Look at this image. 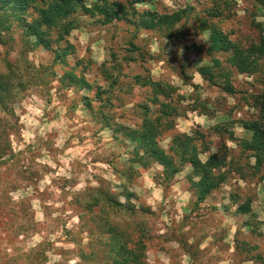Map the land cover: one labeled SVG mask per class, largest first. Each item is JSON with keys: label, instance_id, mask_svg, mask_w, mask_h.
Returning a JSON list of instances; mask_svg holds the SVG:
<instances>
[{"label": "rangeland", "instance_id": "rangeland-1", "mask_svg": "<svg viewBox=\"0 0 264 264\" xmlns=\"http://www.w3.org/2000/svg\"><path fill=\"white\" fill-rule=\"evenodd\" d=\"M227 1L232 13L226 18L208 16L214 0L137 4L140 11L161 14L192 8L171 38L124 21L103 25L99 16L79 9L74 16L81 25L67 37L75 46L67 61L35 47L34 38L15 23L9 31L0 25V74L13 71L12 93L5 104L0 101V264H109L114 250L107 247L105 210L84 205L97 189L136 206L135 215L114 213L110 221L143 231L147 264H264V167L256 170L253 158L245 164L227 133L210 132L212 150L226 144L242 167L235 163L227 181L198 203L190 165L169 180L159 164H132L136 144L125 135L142 122V106L153 111L160 106L152 105V87L136 83L141 75L169 87V97L160 100L177 108V116H170L175 127L160 137L165 150L176 133L191 134L197 126L220 125L239 138L250 137L239 121L254 116V97L264 94V61L253 74L233 73L234 93L223 89L221 79L212 85L198 72L212 60L201 21L244 46L264 30V0ZM214 56L229 66L228 55ZM42 65L55 74L36 80L32 66ZM69 71L92 87L60 82ZM248 204L250 213L238 211Z\"/></svg>", "mask_w": 264, "mask_h": 264}, {"label": "trees", "instance_id": "trees-1", "mask_svg": "<svg viewBox=\"0 0 264 264\" xmlns=\"http://www.w3.org/2000/svg\"><path fill=\"white\" fill-rule=\"evenodd\" d=\"M214 1L213 7L207 10L208 16L211 18L230 17L231 3L227 0ZM86 2L87 0H0V25L3 30L9 31L12 22L15 23L23 30L27 38H34L35 47L56 52L55 61H67L68 55L74 54L75 50V46L68 42L67 37L81 25L80 18L74 16L79 9L92 18L99 16V21L103 25L114 21H124L132 24L138 30L162 31L168 38L172 37L171 31L192 12V8L189 7L164 14L152 9L140 11L137 4L143 3L144 0H128L127 3L94 0L91 6H87ZM227 11L229 14H226ZM256 25L259 26L257 23ZM200 27L203 33L208 32L209 44L206 46V50L212 60L209 65L199 67L198 72L212 85H217L218 79H221L223 89L228 93H234L235 89L231 82L233 73L253 74L264 61V30H260L257 41H252L244 46L234 42L227 34L216 28L205 26V21H201ZM62 42H67L66 46L62 47ZM196 47L201 48L200 46ZM135 49L137 48L135 47ZM217 54L228 55L226 60L229 64L228 67L223 66V61L214 56ZM104 66L102 64V68ZM32 69L36 80L43 79L47 72L55 74L44 65L39 68L32 66ZM12 75V70L0 74V101L3 104L12 93ZM109 78L112 76L110 75ZM135 81L143 87H152V105L160 106L156 111L152 110L151 105L142 106V122L135 127L126 128V139L136 144L131 151L132 164L143 167H148L152 163L159 164L164 168V174L169 180L183 172L186 165H190L191 171L188 178L192 182L198 203L204 202L227 181L228 174L232 171L235 163L240 166L238 161L235 162L232 152L226 144L216 152L212 150V142L210 139L208 140L210 132L227 133L230 141L239 147L242 155H245L247 159L245 164L250 165L253 158L256 161L253 165L256 170L264 167V94L254 97V116L251 119L239 121L240 126L249 133V138H239L233 131L231 132L220 125L211 127L208 129L209 131L197 126L191 134L176 133L171 140L169 149L165 150L161 145L160 137L175 127L174 119L170 116H177V108L171 102L161 101L160 96L169 97L170 88L164 87L161 82L155 81L151 77L136 75ZM60 82L82 89L92 87V84L84 76L80 77L73 71L63 74ZM100 96L101 93L98 94V97ZM202 154H207V158L203 159ZM1 158L2 156H0ZM239 169L241 168L237 170L240 171ZM260 169L259 171H261ZM94 192L92 201L87 200L84 205L90 207L100 204L103 207L102 211L105 210L107 217L104 224L106 223L108 227L106 232L111 240V244L107 247L114 250V258L109 264H147L144 256L147 243L143 231H139V228L125 222L122 224L113 222L112 224L110 221V216L114 213L121 217L135 215L137 213L136 206L130 201L122 202L117 194L110 191L97 189ZM126 195L128 199L133 197L132 192H127ZM235 201L237 202V199ZM250 209V204H248L240 206L238 211L248 214ZM127 218L131 219V217ZM138 233L141 234L137 235ZM105 235L106 233L102 232L99 238L103 239Z\"/></svg>", "mask_w": 264, "mask_h": 264}, {"label": "clouds", "instance_id": "clouds-1", "mask_svg": "<svg viewBox=\"0 0 264 264\" xmlns=\"http://www.w3.org/2000/svg\"><path fill=\"white\" fill-rule=\"evenodd\" d=\"M149 186H151V184H149Z\"/></svg>", "mask_w": 264, "mask_h": 264}]
</instances>
